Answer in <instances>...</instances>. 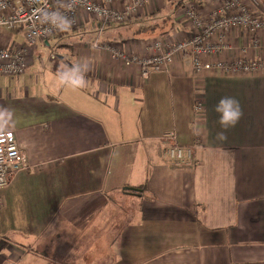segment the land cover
<instances>
[{
	"label": "crops",
	"instance_id": "0c3cea01",
	"mask_svg": "<svg viewBox=\"0 0 264 264\" xmlns=\"http://www.w3.org/2000/svg\"><path fill=\"white\" fill-rule=\"evenodd\" d=\"M188 4L204 19L214 8L151 0L130 22L106 26L100 41L146 55L153 40H184L192 33L181 14ZM249 9L263 20L264 10ZM99 28L82 16L76 29L43 42L55 61L53 80L45 85L41 75L40 89L28 75L32 57L17 79L0 76V110L10 113L4 132L14 134L24 165L0 188V264H264V74L196 73L179 55L168 72L142 80L137 67L91 46ZM225 36L228 51L202 62L264 60V31ZM18 37L2 34L20 46ZM85 61L87 87L60 86L61 66ZM225 96L239 101L243 116L219 140L214 108ZM170 132L173 144L193 150L190 166L164 156L169 142L161 137ZM121 201L137 207L126 227Z\"/></svg>",
	"mask_w": 264,
	"mask_h": 264
},
{
	"label": "built area",
	"instance_id": "2783aa9c",
	"mask_svg": "<svg viewBox=\"0 0 264 264\" xmlns=\"http://www.w3.org/2000/svg\"><path fill=\"white\" fill-rule=\"evenodd\" d=\"M115 0H0V76L16 78L23 75L28 67V59L37 44L46 42L58 32L47 24H40L38 10L55 11L57 8L72 19L71 28L79 26L82 16H88L100 24L98 36L109 25L126 24L151 0H117L122 4L120 9L111 7ZM214 5L207 19L201 18L194 4H188L181 10L184 19L192 28L191 35L179 42H169L160 38L153 40L146 47V55H129L117 47L102 44L99 39L91 43L95 49L108 52L113 59L120 60L126 66L138 68L142 80L153 73L168 72L175 58L185 55L190 58L193 71L219 69L229 75L244 73L264 74V60L249 61L246 59L230 64L222 62H202V58H212L227 52L226 32L231 29H242L254 37L264 31V21L254 15L242 0H205ZM61 5H72L66 11ZM4 31L20 32L24 42L20 46L5 42ZM10 44V45H9ZM16 46V47H15ZM252 46L257 47L255 39ZM197 104L195 111H201ZM169 146L164 152L168 160L178 166H190L193 162V150L179 147L174 142L173 133H165L161 137ZM21 152L12 132L0 134V188L5 187L11 177L24 169Z\"/></svg>",
	"mask_w": 264,
	"mask_h": 264
},
{
	"label": "clouds",
	"instance_id": "9594fccd",
	"mask_svg": "<svg viewBox=\"0 0 264 264\" xmlns=\"http://www.w3.org/2000/svg\"><path fill=\"white\" fill-rule=\"evenodd\" d=\"M78 0H76V3ZM66 11L72 10V5H61ZM38 20L40 24H47L51 29L58 31H68L72 26L70 19L65 12H61L59 8L55 11L47 9L38 10ZM90 71L89 64L76 63L71 66L62 65L57 73V78L60 86L68 87L72 90H80L87 87V73ZM214 111L219 115L218 123L224 131L217 133V139L226 140V131L233 128L243 116L241 105L234 97H222L215 105ZM10 115L9 110H0V134H3L8 124L7 117Z\"/></svg>",
	"mask_w": 264,
	"mask_h": 264
},
{
	"label": "rangeland",
	"instance_id": "374dc122",
	"mask_svg": "<svg viewBox=\"0 0 264 264\" xmlns=\"http://www.w3.org/2000/svg\"><path fill=\"white\" fill-rule=\"evenodd\" d=\"M247 1L246 0H242V2H246L245 4L247 5L248 8H251V10H253V11L257 10L256 7L258 8V10H264V0H250V3L247 2ZM259 2L263 5L262 7H261V5L258 4ZM262 18H263V21H264V17H262ZM129 31L130 30H125V32H129ZM20 34H21V37L23 38L22 33H20ZM21 37H18L15 40V43L17 45H21L23 43V39ZM48 41L52 42L53 40L51 38H49ZM94 41L95 40H93L92 42H94ZM48 50L49 49L44 45V43L43 44L39 43V44L36 45V48L33 50V56H31L32 59L35 62V66L32 68L30 73L28 72V75L30 74V76L32 77V80L30 78L31 83L34 84V86H37V89L41 88V84H42V81L40 79L41 75H45V85L53 80L52 75L49 72H50V69L53 67L52 63L55 60H53L54 58H53V56H51L52 54ZM40 59H41V64H39ZM249 61H251V60H249ZM252 61H254V60H252ZM55 63H56V65H58V61L57 60H56ZM41 66H43V67H41ZM244 74H257V73H244ZM258 74H262V73H258ZM13 79H17V78H10L9 80H13ZM125 199L127 200V198H125ZM115 205H119L120 208H121L120 210H122L123 213L125 212V216H124L125 217V222L126 221L128 223L134 222L135 216H136L135 212L137 211V207H135L134 204L121 201L119 204H115ZM110 209L112 210V208H110ZM100 217H101V215H100ZM105 219H106V216H104V220ZM104 220L100 219V221H104ZM120 220L122 221V219H120ZM101 224H102V222H101ZM52 233H50L51 236H45L46 239H43L40 242L42 244H45V246H49V245L52 246V242H53ZM69 243H70V241L68 243H66V245H68ZM45 246L43 245L42 247H39V252L40 253H43V250H44ZM66 248H67V246H66ZM24 249L26 250V248H24ZM33 253L36 254V255H41L40 253L37 252V250L35 252H33ZM144 258L145 257L142 256L140 259H144ZM137 261H138V259H133L129 263L133 264V263H135Z\"/></svg>",
	"mask_w": 264,
	"mask_h": 264
},
{
	"label": "trees",
	"instance_id": "16d2710c",
	"mask_svg": "<svg viewBox=\"0 0 264 264\" xmlns=\"http://www.w3.org/2000/svg\"><path fill=\"white\" fill-rule=\"evenodd\" d=\"M130 22V21H129ZM128 23V22H127ZM70 30L71 31H73L74 29L73 28H70ZM70 30H68V31H58L57 33H55V36H57L59 33L60 34H65V33H67V32H71ZM97 33H98V31H97ZM96 39H99L100 40V36H98ZM96 39H94V40H96ZM197 104H201L198 100L197 101H195V105H194V111H195V106L197 105ZM195 113L196 114H198V113H200V111H195ZM132 219V218H131ZM127 222V221H126ZM125 222V227L129 224L128 222L126 223Z\"/></svg>",
	"mask_w": 264,
	"mask_h": 264
},
{
	"label": "water",
	"instance_id": "95a60500",
	"mask_svg": "<svg viewBox=\"0 0 264 264\" xmlns=\"http://www.w3.org/2000/svg\"><path fill=\"white\" fill-rule=\"evenodd\" d=\"M123 191L130 192L132 195H135L136 193H139V190L133 189V188H128V187L123 188Z\"/></svg>",
	"mask_w": 264,
	"mask_h": 264
}]
</instances>
